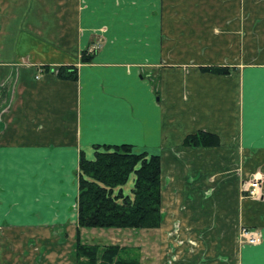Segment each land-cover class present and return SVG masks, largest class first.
<instances>
[{
  "label": "crops",
  "instance_id": "obj_1",
  "mask_svg": "<svg viewBox=\"0 0 264 264\" xmlns=\"http://www.w3.org/2000/svg\"><path fill=\"white\" fill-rule=\"evenodd\" d=\"M199 132L219 146L184 145ZM122 144L162 163L141 264H264V0H0V264H77L80 157Z\"/></svg>",
  "mask_w": 264,
  "mask_h": 264
},
{
  "label": "trees",
  "instance_id": "obj_2",
  "mask_svg": "<svg viewBox=\"0 0 264 264\" xmlns=\"http://www.w3.org/2000/svg\"><path fill=\"white\" fill-rule=\"evenodd\" d=\"M95 51H84L81 63L94 59ZM42 73L53 70L40 67ZM203 72L227 75L229 67H202ZM56 75L65 81H77L78 66H61ZM217 135L199 132L188 136L187 147H216ZM95 157L84 154L79 161L77 264H141L139 257L119 245L100 246L84 243L81 229L156 230L163 222L162 163L157 155L136 152L130 144L95 145ZM134 177L131 195L123 187ZM133 254V255H132Z\"/></svg>",
  "mask_w": 264,
  "mask_h": 264
},
{
  "label": "rangeland",
  "instance_id": "obj_3",
  "mask_svg": "<svg viewBox=\"0 0 264 264\" xmlns=\"http://www.w3.org/2000/svg\"><path fill=\"white\" fill-rule=\"evenodd\" d=\"M93 231L88 230L87 232H85V235L83 236L84 243L107 246L113 244V242H111L113 238L122 239V237L123 238L129 237L130 241H125V242L122 241L121 244L126 245L127 246L126 248L129 249L131 253L134 254V256L139 257L138 246L141 245L142 246L141 249L143 250V255L147 256L149 259H151V261L155 259L156 255H154V246L152 241L154 239L155 232L152 230L96 229Z\"/></svg>",
  "mask_w": 264,
  "mask_h": 264
},
{
  "label": "built area",
  "instance_id": "obj_4",
  "mask_svg": "<svg viewBox=\"0 0 264 264\" xmlns=\"http://www.w3.org/2000/svg\"><path fill=\"white\" fill-rule=\"evenodd\" d=\"M262 177H254L248 182L245 187L246 196L257 199L259 198L258 191L261 188ZM239 241L245 245H259L262 242V233L256 229L242 227L239 231Z\"/></svg>",
  "mask_w": 264,
  "mask_h": 264
}]
</instances>
